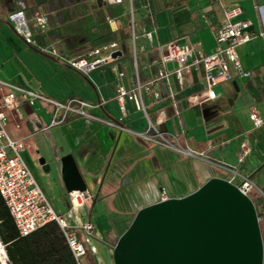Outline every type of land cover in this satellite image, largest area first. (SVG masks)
Masks as SVG:
<instances>
[{
    "label": "crops",
    "instance_id": "crops-1",
    "mask_svg": "<svg viewBox=\"0 0 264 264\" xmlns=\"http://www.w3.org/2000/svg\"><path fill=\"white\" fill-rule=\"evenodd\" d=\"M25 1L28 11H51L48 27L39 36V45L47 50L27 44L14 31L6 15L16 1L0 0V102L7 90L4 82L54 100L79 97L95 103L103 98L101 106L90 110L127 128L109 126L76 112H67L52 124L54 104L46 99L30 103L22 91L16 94L18 104L5 109L10 133L27 135L25 158L44 193L74 226L95 264H114L112 248L119 234L139 207L159 199L162 188L168 196H182L210 176L228 178V168L237 163L239 141L245 135L251 139V150L237 167L255 183L252 189L264 212V197L260 195L264 192V123L254 126L249 117L254 108L264 119V35L260 34L264 30V0ZM232 4L242 8L238 17L250 19L253 35L238 46V53L243 67L251 73L236 74L231 66L232 77L215 86L218 97L213 104L204 98L202 69L193 68L184 75L182 87L175 89L178 112L171 99L164 96L152 102L146 96L150 114L162 118L160 126L176 133L182 145L203 150L204 156H184L139 136L146 119L131 101H126L125 113L120 111L114 99L116 74L110 62L83 72L67 61L76 55L88 57L89 48L116 40L121 54L112 61L125 70L131 84L133 53L141 78H148L156 70L161 44L177 41L197 44L206 52L213 50L214 30L223 20L224 8ZM146 30L151 31L152 40L144 34ZM51 48L59 55L51 53ZM42 134L51 140L59 156L73 154L94 194L91 202L71 209L68 192L64 200L52 175L33 162V150L43 153L38 147ZM260 219L264 237V218ZM86 220L93 224L88 239L80 226ZM84 264H90L87 254Z\"/></svg>",
    "mask_w": 264,
    "mask_h": 264
},
{
    "label": "built area",
    "instance_id": "built-area-1",
    "mask_svg": "<svg viewBox=\"0 0 264 264\" xmlns=\"http://www.w3.org/2000/svg\"><path fill=\"white\" fill-rule=\"evenodd\" d=\"M15 1L16 6H13L6 15L12 28L27 44L36 45L47 50L46 47L39 45V36L48 27L51 11L47 9L28 11L25 0ZM112 1L121 2L122 0ZM241 11L242 8L239 4H232L224 8L223 20L214 30L215 44L210 52L202 50L197 44H186L177 41H168L161 44L156 70L148 78H141L136 57L133 53L134 71L131 84L126 81L125 70L112 61L114 57L111 56V53L119 49V43L116 40L105 41L89 48L86 51L88 57L76 55L68 58L67 61L71 66L83 72L110 62L111 68L116 74L114 99L117 101L120 111L125 113L126 101H131L146 119V127L137 132L139 136L187 155L204 156L203 150H193L189 146L182 145L176 133L169 132L166 128L160 126L162 118L161 120L160 117L158 119L153 118L149 113L146 96H150L152 102L165 96L171 99L178 112L179 107L175 89L182 87L184 75L193 68L200 67L202 69L205 81L204 98L207 102L213 104L216 103L218 97L215 86L232 77L231 66L236 74L248 76L251 71L243 67L238 53V46L249 40L253 33L250 30V19L238 17ZM130 26L133 32L132 18ZM144 34L149 40H152L151 31L146 30ZM260 34L264 35V30H261ZM49 51L59 55L54 48ZM169 63L173 64V67L169 68L167 66ZM4 83L7 90L1 96L0 102V194L12 216L19 235H26L49 221H55L61 229L77 264H84L85 243L78 238L74 226L67 221L65 215L54 209L44 193L25 158V151L28 147L27 135L15 136L10 133L7 127L5 109L18 104L16 94L18 91H22L25 94V99L30 103H35L39 99H46L54 104L52 124L58 122L59 118H63L67 112H76L109 126L119 129L127 128L115 119L94 114L90 110L93 106H101L103 98H98L95 103L79 97L54 100L34 90L24 89L10 82ZM249 117L254 126H260L264 123L263 117L254 108L250 109ZM250 150L251 139L245 135L239 141L237 163L230 165L228 168L230 176L227 178L248 195L256 185L248 174H244L239 170L237 164L245 161ZM235 177H239V179L236 181ZM68 197L71 209H76L91 202L94 194L88 188L85 190L72 189L68 191ZM167 197L166 190L162 188L159 199ZM80 226L86 234V239H88L92 235V222L86 220ZM4 246L5 244L0 240L4 258L11 264Z\"/></svg>",
    "mask_w": 264,
    "mask_h": 264
},
{
    "label": "water",
    "instance_id": "water-1",
    "mask_svg": "<svg viewBox=\"0 0 264 264\" xmlns=\"http://www.w3.org/2000/svg\"><path fill=\"white\" fill-rule=\"evenodd\" d=\"M120 54L116 49L111 56ZM38 161L44 171L60 162L67 192L88 188L71 152L51 158L41 154ZM263 257L255 203L234 182L217 175L182 196L139 207L112 248L114 264H263Z\"/></svg>",
    "mask_w": 264,
    "mask_h": 264
},
{
    "label": "trees",
    "instance_id": "trees-1",
    "mask_svg": "<svg viewBox=\"0 0 264 264\" xmlns=\"http://www.w3.org/2000/svg\"><path fill=\"white\" fill-rule=\"evenodd\" d=\"M256 209L258 216L264 218V212L257 207ZM0 240L5 244L11 264H77L55 221H49L26 235H19L1 194ZM89 251L86 248L89 262L95 264Z\"/></svg>",
    "mask_w": 264,
    "mask_h": 264
},
{
    "label": "rangeland",
    "instance_id": "rangeland-1",
    "mask_svg": "<svg viewBox=\"0 0 264 264\" xmlns=\"http://www.w3.org/2000/svg\"><path fill=\"white\" fill-rule=\"evenodd\" d=\"M54 111V110H53ZM149 113L150 110L148 109ZM59 116H61V114H59ZM55 134V132H54ZM38 147L41 149V151L48 157L51 158L53 155H58V152H56L51 140L45 136L44 134L40 135L38 137ZM182 155L184 154V156L186 155L185 153H181ZM52 177L55 179V181L57 182V185L60 188L61 193L63 194L64 200H66L67 197V191L65 189L62 188L63 183H62V179L60 176V162L59 161H55L53 162L51 169L48 171ZM264 192H260V195H262L264 197ZM249 196L251 197V199L253 200V202L255 203L256 207L259 209L260 205H261V201L260 199L254 194V190H250L249 192ZM263 245H264V237H263ZM263 264H264V257H263Z\"/></svg>",
    "mask_w": 264,
    "mask_h": 264
},
{
    "label": "flooded vegetation",
    "instance_id": "flooded-vegetation-1",
    "mask_svg": "<svg viewBox=\"0 0 264 264\" xmlns=\"http://www.w3.org/2000/svg\"><path fill=\"white\" fill-rule=\"evenodd\" d=\"M26 2V1H25ZM33 153L35 154L33 157L31 156L33 162H35L36 164H38L41 168H42V165L39 163L38 161V157L41 155V154H44V153H40L39 149H35L33 150Z\"/></svg>",
    "mask_w": 264,
    "mask_h": 264
},
{
    "label": "bare ground",
    "instance_id": "bare-ground-1",
    "mask_svg": "<svg viewBox=\"0 0 264 264\" xmlns=\"http://www.w3.org/2000/svg\"><path fill=\"white\" fill-rule=\"evenodd\" d=\"M3 249L0 247V259L2 261V264H9L7 260L4 258Z\"/></svg>",
    "mask_w": 264,
    "mask_h": 264
}]
</instances>
